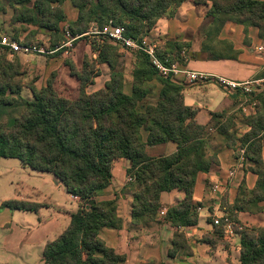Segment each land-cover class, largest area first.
I'll return each instance as SVG.
<instances>
[{
    "label": "trees",
    "instance_id": "obj_1",
    "mask_svg": "<svg viewBox=\"0 0 264 264\" xmlns=\"http://www.w3.org/2000/svg\"><path fill=\"white\" fill-rule=\"evenodd\" d=\"M67 1L78 10L77 20L68 24L71 37H88L93 25L101 30L111 23L123 27L126 38L142 40L160 19L173 18L186 0H4L0 7L4 3L12 5L11 22L15 26L49 31L54 48L56 40L64 42L61 24L67 22L63 8ZM195 5L209 8L207 17L212 18L217 34L232 22L247 29L256 27L264 41V0H195ZM18 34L15 31L14 40H18ZM99 38L101 44L93 46L97 54L94 62L107 65L111 78L104 89L94 93L87 89L100 74L89 73L88 64H83L81 73L75 72V91L61 87L54 74L46 87H28L33 100H22L25 85L15 82V77L25 74L19 72L18 60L4 58L0 62V117L10 107H22L18 116L13 113L5 123L0 122V160L17 159L34 171L53 174L70 195L83 203L72 215L68 228L46 245L44 264L125 263L126 257L100 238L103 228L122 227L117 201L96 200L97 192L111 184L117 160L131 161L127 176L133 179L129 187L133 193L132 224L147 226L159 221L163 210L161 194L180 190L184 200L164 216L177 229L198 225V206L193 203L197 176L208 173L218 163L216 157H207L206 128L195 122L196 110L185 105L183 86L171 78H161L147 55L138 52L134 55L132 92L126 94L119 47L110 38ZM187 47L168 42L159 56L176 61ZM234 53L231 57L211 55L209 59H235ZM155 81L162 88L157 103L151 104L147 98ZM260 101L261 110L250 119L251 130L240 138L258 180L248 196L239 197L233 207H227L235 222L236 211H263L259 204L264 202V94ZM221 117L212 116L213 120ZM232 126L228 120L220 132ZM236 136L235 132L228 134L230 147L235 146ZM168 142L177 144L173 155L152 157L147 153V147ZM41 207L29 201L10 200L3 202L0 210L37 212ZM242 229L237 231L241 237V264H264V228ZM223 233V227H216L214 234L203 241L215 247L222 242ZM182 250L187 252L188 245L183 233L177 232L168 255L174 258Z\"/></svg>",
    "mask_w": 264,
    "mask_h": 264
},
{
    "label": "crops",
    "instance_id": "obj_2",
    "mask_svg": "<svg viewBox=\"0 0 264 264\" xmlns=\"http://www.w3.org/2000/svg\"><path fill=\"white\" fill-rule=\"evenodd\" d=\"M64 5L66 23L76 21L78 10L70 1ZM199 8L201 7L195 5V0H186L173 18L159 20L149 32L147 39L158 42L160 51L165 49L168 42L187 45L188 47L180 55L182 62L179 65L183 70L207 73L234 81L264 78L261 77L264 71V41L259 37L258 29L256 27L247 29L232 22L226 23L217 34V40L229 42L237 57L235 59H209L201 45L202 34L208 26L215 28V25L212 18L207 17V10L203 12ZM29 56L39 55H25V57ZM93 57L96 59L97 54L94 53ZM50 58L52 67L56 57ZM102 66L109 70L107 79L104 83L98 82L101 78L100 74L93 85L88 87V93L104 89L105 84L110 80L109 67ZM29 67L33 68L34 64H30ZM125 78L124 92L130 95L132 72ZM174 80L183 86L185 105L196 110L195 122L206 128L207 157H216L218 160V163L214 164L208 173H200L197 176L193 203L198 206V225L177 229L164 219L168 210L175 208L185 198L184 192L173 190L161 194L164 215H161L159 221L147 226H134L131 218L133 193L129 188V177L127 176L131 161L120 159L113 165L111 184L97 192L96 200L117 201L122 227L120 229L103 228L100 231V238L116 253L126 257L124 264H241L239 233L235 232L231 236L223 233L222 242L215 247L203 241V238L214 234L216 229L213 225L214 218L222 215L225 212L223 210L233 217L227 207H233L239 197H244L246 194L248 196L257 184L258 177L252 172L253 163L246 156V147L242 146L240 138L251 130L250 126L242 123V120L256 117L260 110L255 112L252 107L244 105L245 96L239 93L229 95L216 83L208 82L192 86L186 82L182 74L176 76ZM46 85L47 80L45 83L36 82L34 84L37 89L46 87ZM161 88L162 86L157 81L152 83V92L147 98L149 103H157ZM23 93L26 96L23 97L25 100H33L28 87L23 88ZM260 104L261 101L258 100V105ZM213 115L223 117L213 120ZM228 120H232L236 125L221 133L220 128ZM233 132L236 133L237 139L235 146L230 147L228 134ZM147 137V133L144 132V140H147ZM241 148L245 150L244 159L240 154ZM176 152L177 144L174 142L147 147V153L152 157H167ZM262 158L264 160V147ZM11 170H21L35 183L21 192L13 186V181H11L10 186L15 189L14 195L7 196V187L2 190L1 179L4 171L8 178L6 173H11ZM216 184L223 185V190L219 194L220 205L212 193V187ZM10 200L29 201L42 207L37 212L0 210V264H44L46 245L55 241L68 228L72 215L81 208L80 199L70 195L53 174L34 171L17 159H1L0 206L3 202ZM259 206L263 208V211L258 213L236 211L234 215H236L237 224L241 228H264V202ZM177 232L183 233L189 250L179 251L174 258H171L168 253L172 249L174 235Z\"/></svg>",
    "mask_w": 264,
    "mask_h": 264
},
{
    "label": "rangeland",
    "instance_id": "obj_3",
    "mask_svg": "<svg viewBox=\"0 0 264 264\" xmlns=\"http://www.w3.org/2000/svg\"><path fill=\"white\" fill-rule=\"evenodd\" d=\"M0 1L4 2V0H0ZM199 10L203 12H205L206 10L208 11L207 8H202V7L199 8ZM13 12H14L13 7L10 4L4 3V5L0 7V37H8L14 40L15 31H18L19 32L18 40H14V41H16L19 45L33 46L38 49L44 47L46 51L50 50L51 48L54 49L56 46H61L65 42H69L73 38L71 37V35H69V33H67L68 24L63 23L61 24V28H62L61 36H63L64 42L63 41L58 42V40H56V45L53 48L54 40L52 39V36L49 33V31L48 32L46 30L41 31L35 27H27V26L21 27L19 25L15 26L11 22L13 17ZM207 20L209 21L210 19ZM202 38L203 39L201 41V45L204 47L206 46L205 53L208 56L223 55L226 57H231L235 55L234 51L232 50L233 47L229 42H221L217 40V32L214 26H208L207 29L203 32ZM98 44H101V38H99V36L97 35L94 36L90 34L88 37L77 39L76 41H71V46H67L63 50H60L54 53L53 55H42L36 53L37 55L43 57H39V56L25 57V55L20 53H16L13 54L12 56H8L6 55L7 53L0 51V62H2L4 58H7V60L11 62H13L14 60H18L20 64L19 72L24 73L25 75L20 74L19 76L15 77V82H18L20 85L21 83H23L25 87L34 85L36 82L38 84L41 82L45 83L46 80L48 82L51 78L54 79V74H57L59 81L58 83H60L61 87L65 86L68 91H73V90L75 91L78 86L77 80L74 77L75 72L80 74L83 69V64H88L89 73L95 74L96 71H98L99 74H101V78L98 79V82L104 83L105 80L107 79V76L109 75L108 68L103 67L102 65H96L94 62L93 46H97ZM126 52L127 51L121 50V48L119 47L120 68L123 69L124 74L127 76V75H131L133 65L135 62L134 55H136L138 52L129 51L130 52L129 54H127ZM52 56L56 57V60L54 61L51 67L50 57ZM180 62H182V59ZM32 63L34 64V67L30 68L29 66L30 64L32 65ZM263 73L264 71L262 72V74ZM263 94L264 92L261 93L260 95L262 96ZM20 95H21L20 97L21 99L23 97H26L25 94L23 93V90L21 91ZM258 100L260 102V97H258ZM257 108L260 109H256V110H261V104L258 105ZM21 111H22L21 106L20 107L17 106L16 109L13 107L8 108L7 110L4 111L2 117H0V122L5 123L10 114L14 113L15 116H18L21 113ZM250 119L251 118L245 120L243 119L242 123H244L246 126H250L249 125ZM231 123H233L232 120ZM10 172L11 173H6V175H8L7 178L5 176V171H4L3 177L1 179V188L3 190L4 188L7 187L6 190L7 196L12 194L14 195L15 189L10 186L11 181H13V186L21 192L27 190L29 186L35 183L33 179L26 177L21 170H11ZM81 204H83L82 201ZM234 217H230L231 221L234 223V230L236 232L237 231L242 232L243 229H241L240 228L241 226L237 224V222H235ZM218 228H221V226H219ZM245 228L251 229V227H245Z\"/></svg>",
    "mask_w": 264,
    "mask_h": 264
},
{
    "label": "built area",
    "instance_id": "obj_4",
    "mask_svg": "<svg viewBox=\"0 0 264 264\" xmlns=\"http://www.w3.org/2000/svg\"><path fill=\"white\" fill-rule=\"evenodd\" d=\"M124 28L123 27H115L111 23L105 26L103 29L99 30L96 25L91 27L90 33L92 35H99L106 38H110L113 43L121 48L124 51L130 52H142L150 60L153 68L158 72L159 76L163 79H175L176 76L182 74L186 78V82L192 86H198L201 84H205L208 82L216 83L221 89H223L229 95L242 94L245 96L244 105H248L253 108L256 112L258 107V97L261 93L264 92V78L248 80V81H234L231 79L223 78L220 76H212L207 73L196 72L191 70H183L180 68V61H171L170 59H162L159 56L160 45L156 41H151L147 39V36L142 40H134L131 38H126L124 36ZM69 33V31H67ZM70 35V33H69ZM79 38V37H78ZM78 38H72L69 42H65L61 46H56L54 49H50L46 51L43 48H35L33 46H21L16 41L12 40L8 37H0V50L1 52L7 53L8 56H12L13 54L20 53L23 55L28 54H54L61 49L71 46V41H75ZM240 154L245 155L244 148L240 149ZM232 176V174H231ZM133 181L132 178H128V182L131 183ZM223 190V185L216 184L212 187V193L215 196V200L220 205L221 198L220 193ZM75 197V196H74ZM78 198V197H76ZM79 199V198H78ZM222 215L216 216L213 220V225L215 227H223L224 234L227 236H231L236 231L234 230V223L230 219V215L226 210H223ZM161 215H164V212H161ZM241 228V227H240ZM242 229V228H241Z\"/></svg>",
    "mask_w": 264,
    "mask_h": 264
}]
</instances>
